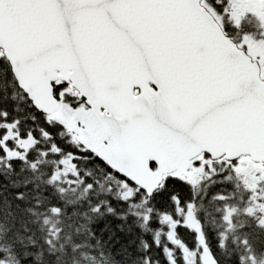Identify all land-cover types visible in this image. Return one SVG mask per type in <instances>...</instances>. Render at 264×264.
Masks as SVG:
<instances>
[{"label":"snow or ice","instance_id":"obj_1","mask_svg":"<svg viewBox=\"0 0 264 264\" xmlns=\"http://www.w3.org/2000/svg\"><path fill=\"white\" fill-rule=\"evenodd\" d=\"M9 73L31 111L0 109V167L52 157L49 185L71 175L95 192L89 224L114 214L113 186L129 207L139 197L140 264H218L193 201L171 192L169 211L157 199L217 159L234 169L239 159L218 152L225 136L264 132V0H0V76Z\"/></svg>","mask_w":264,"mask_h":264},{"label":"trees","instance_id":"obj_2","mask_svg":"<svg viewBox=\"0 0 264 264\" xmlns=\"http://www.w3.org/2000/svg\"><path fill=\"white\" fill-rule=\"evenodd\" d=\"M0 109H7L11 116L21 119L31 111L19 89L14 88L11 73L7 78L0 76ZM52 159L41 158L35 168L19 160L14 161L11 168L0 167V262L42 264L43 259L48 258L59 264L66 254H71L73 264H140L137 245L144 234L140 225L147 206L137 197L129 207L120 201L117 186H113L108 199L114 214L91 217L89 224L83 212L88 200L96 199L95 192L86 193L83 185L71 175H62L59 182L49 185ZM95 176L103 180L100 173ZM189 181L191 187L185 184L169 186L157 203L167 205L171 211L167 201L171 192H178L181 200H192V212L202 226V238L207 239L219 264H240L241 256L245 257L244 264H249V254L240 244L245 238L255 256L252 264H264V233H259L260 229L252 225L249 217H242L241 207L234 202L232 207H238L237 227L240 221L247 219V233H229L224 228L226 203L229 198L234 201L239 197L233 193L228 195L223 176L204 173L199 183ZM88 182L86 179L85 183ZM96 191L101 190L96 188ZM18 193L23 195L22 199L16 198ZM50 205L61 207L62 214L52 216L48 211ZM81 224L87 225V229L77 231ZM57 228L62 230L57 232ZM182 235L188 243L195 238L187 232ZM49 240L51 245L47 243ZM220 240L225 241L223 248L218 247ZM74 244L79 245L75 252L72 250Z\"/></svg>","mask_w":264,"mask_h":264},{"label":"flooded vegetation","instance_id":"obj_3","mask_svg":"<svg viewBox=\"0 0 264 264\" xmlns=\"http://www.w3.org/2000/svg\"><path fill=\"white\" fill-rule=\"evenodd\" d=\"M241 19L245 17L241 16ZM246 19L252 27L258 25L256 18L247 17ZM236 157L239 163L234 169L232 165H226L219 159L211 166V171L206 169L209 175L223 176L229 189L228 195L233 193L235 197H239L234 201L229 198L226 203L228 206L225 208L224 228L229 233H247V219L240 221V226L237 227L235 216H237L238 207H232L231 204L234 202L233 204L236 203L241 207L239 209L244 214L242 217H249L252 225L260 229L259 233H264V227L259 226V222L264 221V160L254 158L249 154H240ZM204 169L190 171L188 179H191L194 173L202 172Z\"/></svg>","mask_w":264,"mask_h":264},{"label":"water","instance_id":"obj_4","mask_svg":"<svg viewBox=\"0 0 264 264\" xmlns=\"http://www.w3.org/2000/svg\"><path fill=\"white\" fill-rule=\"evenodd\" d=\"M217 148L218 152L226 151L228 157L249 154L254 158L264 160V132L253 130L233 132L221 139L217 144ZM209 264H211V261H209Z\"/></svg>","mask_w":264,"mask_h":264},{"label":"clouds","instance_id":"obj_5","mask_svg":"<svg viewBox=\"0 0 264 264\" xmlns=\"http://www.w3.org/2000/svg\"><path fill=\"white\" fill-rule=\"evenodd\" d=\"M42 264H58L57 261H50L48 258H44ZM59 264H73L71 254H66L63 261Z\"/></svg>","mask_w":264,"mask_h":264},{"label":"rangeland","instance_id":"obj_6","mask_svg":"<svg viewBox=\"0 0 264 264\" xmlns=\"http://www.w3.org/2000/svg\"><path fill=\"white\" fill-rule=\"evenodd\" d=\"M204 173H205V174L207 173L206 169H204V171H202V172H199V173H196V174L194 173V174L192 175L193 177L191 178V182H193L194 184H195V183H199V182H198V179H200L201 176H203ZM241 213H242V212H241ZM0 264H6V263H1V262H0Z\"/></svg>","mask_w":264,"mask_h":264}]
</instances>
